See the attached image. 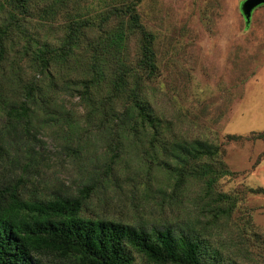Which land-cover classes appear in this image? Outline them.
I'll return each instance as SVG.
<instances>
[{
    "label": "trees",
    "instance_id": "obj_1",
    "mask_svg": "<svg viewBox=\"0 0 264 264\" xmlns=\"http://www.w3.org/2000/svg\"><path fill=\"white\" fill-rule=\"evenodd\" d=\"M141 1L0 0V69H11L12 92H18L7 97L9 86L2 81L0 109L27 133L31 113L46 111L65 95L75 97L84 114L64 119L67 147L76 141L77 153L85 150L80 140L95 129L108 151L113 149L102 167L108 179L117 151L128 150L122 141L132 142L141 158L165 174L164 185L174 179L172 190L190 179L204 183L200 208L207 221L200 231L188 224L147 228L87 217L81 210L90 186L75 195L25 196L21 172L0 173V264H135L136 257L150 264H241L239 252L248 259L239 243L228 247L217 238L229 233L238 198L215 191L217 179L228 172L222 160L214 167L208 163L222 157L218 147L180 136L175 123L151 104L159 64L155 36L138 11ZM23 63L31 74L20 85ZM27 139L15 151L17 165L34 150ZM3 146L0 142V161ZM243 230L239 236L245 239Z\"/></svg>",
    "mask_w": 264,
    "mask_h": 264
},
{
    "label": "rangeland",
    "instance_id": "obj_2",
    "mask_svg": "<svg viewBox=\"0 0 264 264\" xmlns=\"http://www.w3.org/2000/svg\"><path fill=\"white\" fill-rule=\"evenodd\" d=\"M240 2L142 0L138 11L142 23L155 36L159 74L152 82V106L175 123L180 136L206 139L218 147L222 157L208 163L214 167L222 160L229 173L217 179L215 191L238 196L229 233L222 232L217 238L224 239L228 247L239 243L247 250L248 259L239 252L238 263L264 264V191L249 190L264 189V4L252 10L246 24ZM22 66L20 85L31 74L25 63ZM3 69L0 84L3 81L4 87L9 86L7 97L14 99L18 92H12L11 69ZM82 113L77 99L65 95L46 111L31 113L26 133L0 109V142L4 145L0 173L21 172L19 188L25 196L75 195L83 185L90 186L81 210L87 217H106L147 228L188 224L201 231L200 224L207 221L205 210L200 208L204 183L190 179L172 190L174 179L170 186L164 185L165 174L155 170L140 157L139 149L125 140L122 143L128 150L117 151L118 161L106 179L102 167L113 149L108 151L95 129L81 138L86 144L80 153L75 149L76 141L70 148L63 141L68 131L64 119ZM232 134L235 137L229 138ZM26 136L34 150L17 165L15 151ZM20 155V159L24 157L21 151ZM242 227L245 239L239 236ZM209 241L217 242L215 238ZM135 264L150 263L136 257Z\"/></svg>",
    "mask_w": 264,
    "mask_h": 264
},
{
    "label": "water",
    "instance_id": "obj_3",
    "mask_svg": "<svg viewBox=\"0 0 264 264\" xmlns=\"http://www.w3.org/2000/svg\"><path fill=\"white\" fill-rule=\"evenodd\" d=\"M263 4L264 0H241L239 4V9L246 24L250 19L252 10Z\"/></svg>",
    "mask_w": 264,
    "mask_h": 264
}]
</instances>
